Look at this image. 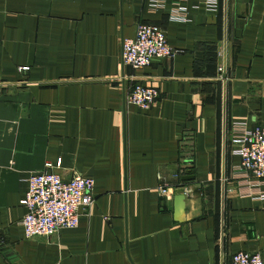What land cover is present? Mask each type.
Returning <instances> with one entry per match:
<instances>
[{
  "label": "crops",
  "instance_id": "obj_1",
  "mask_svg": "<svg viewBox=\"0 0 264 264\" xmlns=\"http://www.w3.org/2000/svg\"><path fill=\"white\" fill-rule=\"evenodd\" d=\"M151 3L0 0V264H229L237 251L264 264V202L226 191L235 126L264 124V0ZM138 22L176 54L125 66ZM123 76L158 90L149 109L124 103ZM36 171L93 178L76 227L25 238Z\"/></svg>",
  "mask_w": 264,
  "mask_h": 264
},
{
  "label": "built area",
  "instance_id": "obj_2",
  "mask_svg": "<svg viewBox=\"0 0 264 264\" xmlns=\"http://www.w3.org/2000/svg\"><path fill=\"white\" fill-rule=\"evenodd\" d=\"M164 0H152L151 8H161ZM211 7L217 0H204ZM173 20H183L175 12ZM122 61L125 66L139 69L149 66L154 60L171 58L176 51L168 44L165 32L161 27L151 23L138 22L132 37L121 40ZM24 69V68H23ZM222 67H218L220 72ZM129 82L123 86V101L141 110L149 109L158 98V90L134 80L122 77ZM235 153L239 162L234 166L226 191L254 201L264 202V124L250 128L235 126L232 137ZM60 163V161H59ZM189 171L183 164L178 174ZM161 179V176L158 175ZM94 180L90 176L75 174L71 178H62L52 171L32 172L27 178V190L20 200L25 207L21 219L25 238L37 236L49 237L61 228H74L78 225L79 216L87 212L94 202ZM161 197H172L174 187L165 183L159 184ZM181 194L187 198L193 196L191 186H181ZM229 264H263L259 253L237 251L231 256Z\"/></svg>",
  "mask_w": 264,
  "mask_h": 264
},
{
  "label": "water",
  "instance_id": "obj_3",
  "mask_svg": "<svg viewBox=\"0 0 264 264\" xmlns=\"http://www.w3.org/2000/svg\"><path fill=\"white\" fill-rule=\"evenodd\" d=\"M183 178L187 180V179H192L193 176L186 175ZM184 200H185V196L183 194H181V193L176 194L175 197H174V204L180 203V205L183 206L184 205Z\"/></svg>",
  "mask_w": 264,
  "mask_h": 264
},
{
  "label": "trees",
  "instance_id": "obj_4",
  "mask_svg": "<svg viewBox=\"0 0 264 264\" xmlns=\"http://www.w3.org/2000/svg\"><path fill=\"white\" fill-rule=\"evenodd\" d=\"M183 139L185 140V144H186L187 146H190V144H191V136H190V134L186 133ZM188 148H189V147H188ZM189 151H191L190 148H189L188 152H189ZM189 153H190V152H189ZM184 156H185V154H184ZM189 157H191V156H189ZM189 157H188V158H189ZM183 163H184V162H183ZM189 170H190V169H189Z\"/></svg>",
  "mask_w": 264,
  "mask_h": 264
}]
</instances>
